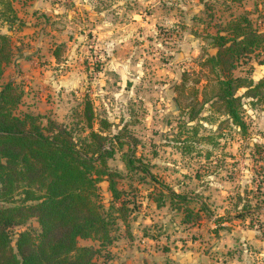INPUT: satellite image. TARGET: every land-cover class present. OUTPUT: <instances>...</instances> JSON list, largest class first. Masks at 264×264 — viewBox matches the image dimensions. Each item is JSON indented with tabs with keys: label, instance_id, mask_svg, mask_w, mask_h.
I'll return each instance as SVG.
<instances>
[{
	"label": "rangeland",
	"instance_id": "1",
	"mask_svg": "<svg viewBox=\"0 0 264 264\" xmlns=\"http://www.w3.org/2000/svg\"><path fill=\"white\" fill-rule=\"evenodd\" d=\"M242 15L264 30V0H0V33L13 52L2 81L23 91L16 110L66 124L78 137L91 130L83 115L89 102L93 127L108 136L103 147L114 153L108 168L123 196L134 199L128 222H117L116 240L93 264L164 262L166 249L186 252L195 242L207 251L220 239V257L264 263V102L245 100V131L212 100L193 119L189 110L204 98L199 92L197 103L191 92L195 77L200 88L205 81L200 59L215 51L205 36ZM263 55L252 54L233 74L260 78ZM129 154L153 177L129 166ZM108 185L100 182L106 204ZM166 187L198 198L203 210L189 199L192 217L184 221ZM38 226L31 217L15 232ZM78 244L99 247L92 238Z\"/></svg>",
	"mask_w": 264,
	"mask_h": 264
},
{
	"label": "trees",
	"instance_id": "2",
	"mask_svg": "<svg viewBox=\"0 0 264 264\" xmlns=\"http://www.w3.org/2000/svg\"><path fill=\"white\" fill-rule=\"evenodd\" d=\"M6 4L11 8L9 2ZM205 39L215 51H206L200 59L199 65L207 69L205 81L200 88L196 85L200 77H195L191 92L197 103L199 92L204 98L201 104L190 106V118L198 114L202 103L212 100L216 109L223 110L245 131L244 102H264V75L254 79L250 73L236 76L233 70L252 54L264 52V30L253 27L250 18L242 15ZM12 56L9 36L0 33V264H93L95 255L116 240L117 222H128L134 199L123 196L115 172L108 168L107 158L114 153L103 147L108 136L93 127L94 111L89 102L83 115L91 130L78 137L66 124L53 119L44 123L39 114L16 110L23 91L13 80L2 81ZM259 60L264 62V55ZM187 72L176 85L179 90H184ZM209 91L212 97L207 96ZM100 121L110 126L106 119ZM126 160L132 168L153 177L147 165L136 164L130 154ZM105 178L111 191L108 204L100 191ZM166 190L171 204L184 212V221L192 217L189 199L200 202L199 210H203L198 198L170 187ZM176 199L182 203L177 205ZM154 200L158 205L163 202L161 198ZM31 217L36 218L38 228L15 232L16 226ZM79 238L95 239L99 247L79 245Z\"/></svg>",
	"mask_w": 264,
	"mask_h": 264
},
{
	"label": "crops",
	"instance_id": "3",
	"mask_svg": "<svg viewBox=\"0 0 264 264\" xmlns=\"http://www.w3.org/2000/svg\"><path fill=\"white\" fill-rule=\"evenodd\" d=\"M188 241V240H187ZM193 242V240L191 241ZM221 242V243H220ZM224 241H214L213 245L209 247V250L202 251L196 250L195 242L191 247H187L186 252L175 253L167 250L164 252L166 259L164 262L157 261V263H139V264H264V263H236L234 257L236 254H227L220 257L218 251L223 250ZM158 256H162L158 253Z\"/></svg>",
	"mask_w": 264,
	"mask_h": 264
},
{
	"label": "water",
	"instance_id": "4",
	"mask_svg": "<svg viewBox=\"0 0 264 264\" xmlns=\"http://www.w3.org/2000/svg\"><path fill=\"white\" fill-rule=\"evenodd\" d=\"M28 55H30V53L29 54H25L24 56H28Z\"/></svg>",
	"mask_w": 264,
	"mask_h": 264
}]
</instances>
